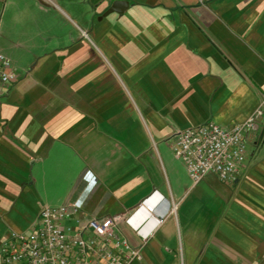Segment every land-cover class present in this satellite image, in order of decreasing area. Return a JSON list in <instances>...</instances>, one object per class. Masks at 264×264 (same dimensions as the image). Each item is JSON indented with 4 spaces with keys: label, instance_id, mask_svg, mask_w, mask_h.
<instances>
[{
    "label": "crops",
    "instance_id": "1",
    "mask_svg": "<svg viewBox=\"0 0 264 264\" xmlns=\"http://www.w3.org/2000/svg\"><path fill=\"white\" fill-rule=\"evenodd\" d=\"M115 1L130 8L103 17ZM0 52L18 74L0 98V248L75 204L65 225L112 219L134 264H264V0H0ZM261 105L233 184H193L180 132Z\"/></svg>",
    "mask_w": 264,
    "mask_h": 264
},
{
    "label": "built area",
    "instance_id": "2",
    "mask_svg": "<svg viewBox=\"0 0 264 264\" xmlns=\"http://www.w3.org/2000/svg\"><path fill=\"white\" fill-rule=\"evenodd\" d=\"M17 81L12 62L0 52V98ZM262 116L261 105L230 129L208 122L180 132L173 150L193 184L208 175L233 184L248 156V138ZM73 211H78L75 204L44 207L32 234L13 233L2 244L0 264H134L142 260V250L118 234L112 219L95 218L84 225L77 221L74 230L65 225Z\"/></svg>",
    "mask_w": 264,
    "mask_h": 264
},
{
    "label": "water",
    "instance_id": "3",
    "mask_svg": "<svg viewBox=\"0 0 264 264\" xmlns=\"http://www.w3.org/2000/svg\"><path fill=\"white\" fill-rule=\"evenodd\" d=\"M129 8H130V4L128 2H126V1H115L112 3L110 8L107 10V12L103 15V17H107L113 13L123 14Z\"/></svg>",
    "mask_w": 264,
    "mask_h": 264
}]
</instances>
